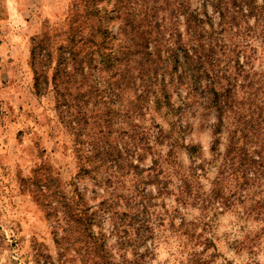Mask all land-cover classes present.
<instances>
[{"label": "rangeland", "instance_id": "1", "mask_svg": "<svg viewBox=\"0 0 264 264\" xmlns=\"http://www.w3.org/2000/svg\"><path fill=\"white\" fill-rule=\"evenodd\" d=\"M98 1L119 38L124 7L165 36L176 25L172 0ZM78 2L0 0V264H264V31L249 17L210 36L218 116L204 93L163 106L101 85L66 117L36 92L30 49L44 31L61 41Z\"/></svg>", "mask_w": 264, "mask_h": 264}, {"label": "trees", "instance_id": "2", "mask_svg": "<svg viewBox=\"0 0 264 264\" xmlns=\"http://www.w3.org/2000/svg\"><path fill=\"white\" fill-rule=\"evenodd\" d=\"M100 2L79 0L61 41H54L46 31L32 39L30 58L34 88L39 93L50 88L56 108L65 111L66 117H75L77 100L101 85L109 89L122 85L139 87L138 98L163 106H170L173 92L181 88L186 90V104L191 103L198 92L204 93L207 106L218 116L220 103L227 96L222 94L220 98L218 91V64L210 36L218 31L237 32L240 20L249 17L254 19V32L259 26L260 31H264V0H199L203 16L197 7H192V0H172L171 12L177 18L175 24L182 14L184 33L175 25L165 36L166 31L159 25L155 30L150 29L135 18L133 11L124 7L118 15L119 38L104 21ZM208 3L217 14L216 22L206 12ZM95 72L97 78H93ZM83 85L88 90L81 91ZM159 132L161 138V127ZM213 134H218V121ZM161 139L158 144H162ZM217 142L216 137L214 143ZM170 147L173 144L170 143ZM157 157L153 158L154 163H158ZM74 210L69 214L76 217L74 220L78 224L85 225L82 210ZM92 241L96 253L103 250L102 241L98 242L96 237ZM36 263L52 264L47 258L41 263L37 258ZM105 264L117 263L110 259Z\"/></svg>", "mask_w": 264, "mask_h": 264}]
</instances>
